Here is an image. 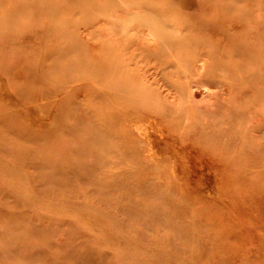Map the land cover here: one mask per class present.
<instances>
[{
    "label": "rangeland",
    "instance_id": "374dc122",
    "mask_svg": "<svg viewBox=\"0 0 264 264\" xmlns=\"http://www.w3.org/2000/svg\"><path fill=\"white\" fill-rule=\"evenodd\" d=\"M57 1L61 36L0 0V264H264V0ZM43 50L109 60L129 96L105 166L73 120L96 86Z\"/></svg>",
    "mask_w": 264,
    "mask_h": 264
},
{
    "label": "bare ground",
    "instance_id": "6f19581e",
    "mask_svg": "<svg viewBox=\"0 0 264 264\" xmlns=\"http://www.w3.org/2000/svg\"><path fill=\"white\" fill-rule=\"evenodd\" d=\"M26 1L29 4L32 3V4H36V5L42 4L43 2L44 3L46 2L47 7L45 10H47L48 15L51 16V20L54 23H57V22H59V21H57L58 18L61 17V19H62V22L58 25L59 36L67 34V32L65 31L66 28L63 25V24H65L67 26V23L64 22V20L66 18V14L63 10H61V6L59 4L60 3L59 1H57V2H55V0H26ZM193 2L190 1L191 4H193ZM77 4L79 5V8L81 7L82 12L81 13L75 12V14H72L71 21H70L71 28L72 27L76 28L77 27L76 24L77 23L80 24V22L84 21V19L87 17V12H91L93 10V8H88L89 3L87 1H85V2L81 1V4L79 2H77ZM188 7L185 6V8H188ZM76 8H78V6ZM41 9H42V7L38 8V10H41ZM98 9H99V7L94 8V11L99 13ZM102 12H103V7L101 8V13ZM130 13H131V11H130ZM146 15H148V14H146ZM74 19H79L81 21L74 23L73 22ZM129 19H131V18H129ZM234 28H233V30H234ZM148 31H149V29H148ZM149 34H150V36L153 35L152 33H149ZM153 36H155V35H153ZM153 41H155V40H153ZM46 46L48 48H54L55 47V45L50 44V43H47ZM64 50H65V48H64ZM43 51L46 53L43 55L40 54V56H39L40 64L39 65H40V67L44 73L45 72L48 73V71H52V73H55L59 70L60 76L65 77L66 74L68 75L67 72H69V73L73 74L72 76L74 77V79H78V80H82V81H85V80L90 81L94 84V86H96V90L89 97L88 103L85 106V109L83 110L82 114H78L73 120H86V119L88 120L86 122L83 121V122L79 123L80 130L82 131V129H84V130H86L87 133L85 136L81 137L76 142L77 148L82 149V155L88 156L89 158H93L101 166L102 165L105 166L106 161L104 160V158L106 156L108 157L109 154H112L115 152V150H112L113 145H115V144L113 143L114 141L111 140L110 134H111V132L114 134L116 123H114L113 120H115V118L112 114L109 113L108 109H115L117 107L116 102L122 103L125 99H130L129 96H125V97L122 96L118 92V90H116V88L113 86L114 84L112 83V81H114V76H110L107 73V68L110 66L109 60L105 64L101 57H99L98 59L97 58H94V59L91 58L92 61H91V63H89L88 58L83 57L84 54L83 55L74 54L73 61L70 64L63 65V64L58 63V59H56L57 56H55V53H53L49 50H43ZM96 52H98V51H96ZM24 55L27 56V54H24ZM29 55L31 57H34V54H32V53H29ZM52 60H54V61L52 62V65H51V64H49V62H51ZM202 64H204V62H202ZM47 66H50L51 70H48L46 68ZM202 67H204V66L202 65ZM247 68L248 67H245L244 69H247ZM262 72H263V69H262ZM59 79H61V78H59ZM145 106L148 107V104L145 103ZM88 115L90 116V120L87 118ZM94 118H95V120H94ZM93 122L98 123L99 125L96 126L93 124ZM84 123H86V124H84ZM152 123H153V121H152ZM139 128H140V126H139ZM104 134H106V135H104ZM106 136H107V138H106ZM71 149H72V147H71ZM85 152H86V154H85ZM109 163L110 162H108L107 164H109ZM72 166L77 167L78 164H76L74 162V164H72ZM113 179L114 178H111V179H108L107 181L111 184ZM126 198L135 199V196H134V194H128V196ZM143 201H144V199H142L140 202H143ZM144 205H146V204H144ZM131 211H132V209H131Z\"/></svg>",
    "mask_w": 264,
    "mask_h": 264
}]
</instances>
